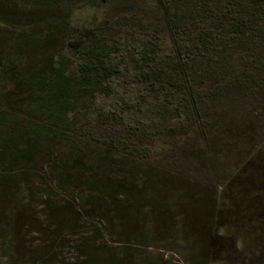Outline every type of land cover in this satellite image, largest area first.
<instances>
[{
  "label": "trees",
  "instance_id": "16d2710c",
  "mask_svg": "<svg viewBox=\"0 0 264 264\" xmlns=\"http://www.w3.org/2000/svg\"><path fill=\"white\" fill-rule=\"evenodd\" d=\"M35 1L48 13L60 0ZM153 2L159 14L154 22L132 14L66 40L56 37L59 22L25 35L16 34L15 20L4 16L12 35L0 36L3 195L18 171V185L29 190L41 179L66 193L80 189L82 208L123 214L136 199L154 193L159 212L192 207L197 227L213 224L217 188L227 191L231 182L223 169V145L236 149L238 140H249L237 130L241 110L253 113L252 103L264 109V0ZM121 27L129 30L121 34ZM79 121L83 126L77 128ZM221 127L235 129L224 130L226 142ZM164 137L172 141H164L160 152L174 147L163 164L182 167L179 176L152 163L154 143ZM216 168L224 175L219 185L187 179ZM136 175L139 184L129 181ZM172 188L181 193L175 206L167 196ZM97 247L92 242L72 264H112V255Z\"/></svg>",
  "mask_w": 264,
  "mask_h": 264
},
{
  "label": "rangeland",
  "instance_id": "374dc122",
  "mask_svg": "<svg viewBox=\"0 0 264 264\" xmlns=\"http://www.w3.org/2000/svg\"><path fill=\"white\" fill-rule=\"evenodd\" d=\"M154 8L153 0H60L46 13V8L35 0H0V36L12 35L2 24L4 16L15 20L16 34L25 35L30 29L59 22L62 29L56 37L66 40L96 23L117 18L129 20L132 14L144 22H154L159 18ZM126 30L129 29L121 27L120 33ZM218 108L223 109V102ZM251 109L253 113H238L241 116L237 130L245 131L249 140H238L236 149L223 145L228 150L223 155V169L231 182L226 183L227 191L223 186L217 188L213 224L197 227L192 207L182 210L175 206L181 194L175 190L178 185L167 193L173 197L167 203L175 206L168 211L159 212L161 201L153 200L154 193H150V198L144 196L139 202L135 198L133 206L121 215L97 206L82 208L79 198L84 193L80 189L68 193L51 189L44 179L29 190L18 185L17 171L5 183L12 189L10 193L0 192V264H72L81 259L92 242L96 249L97 244H102L104 254L112 255V264H264V160H255L264 158V109L255 103ZM209 110L212 108L206 111ZM79 122L77 128L85 121ZM218 130H223L226 142L224 130L235 129ZM164 138L154 143L152 150L158 153L152 163L158 170L171 169L175 174L184 171L182 167L163 164L168 150L174 147L160 152L164 141H172ZM249 159L255 160L254 166L248 165ZM221 172L218 168L210 174L193 172L187 179L192 180L191 184L219 185L224 176ZM129 181L139 184L142 179L136 175ZM162 187L167 188L163 183ZM151 189L155 192L154 187ZM97 238L99 241H94ZM81 243L83 247L77 250Z\"/></svg>",
  "mask_w": 264,
  "mask_h": 264
}]
</instances>
